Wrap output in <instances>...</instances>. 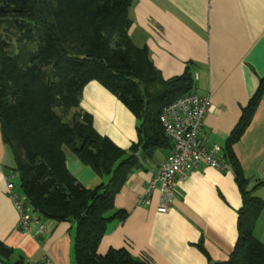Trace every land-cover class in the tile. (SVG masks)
<instances>
[{
    "label": "trees",
    "instance_id": "16d2710c",
    "mask_svg": "<svg viewBox=\"0 0 264 264\" xmlns=\"http://www.w3.org/2000/svg\"><path fill=\"white\" fill-rule=\"evenodd\" d=\"M133 0H0V25L15 37L18 52L0 40V135L8 145L21 192L29 213L53 222L73 221L75 264H153L135 257L126 248L98 245L113 220L128 213L115 209L114 199L128 176L140 168L138 149L150 156L170 140L160 123L164 108L193 92L188 67L164 79L146 46L138 47L129 36ZM34 50H28V44ZM95 80L115 95L135 116L137 142L118 147L93 125L92 115L81 110L84 86ZM264 78L242 108L226 141L223 158L234 174L242 205L237 211V240L224 261L213 262L199 240L195 246L206 264H264V243L254 235L264 199L254 194L233 153L248 126L260 97ZM63 147L107 180L85 187L66 165ZM11 249L0 241V263Z\"/></svg>",
    "mask_w": 264,
    "mask_h": 264
},
{
    "label": "crops",
    "instance_id": "0c3cea01",
    "mask_svg": "<svg viewBox=\"0 0 264 264\" xmlns=\"http://www.w3.org/2000/svg\"><path fill=\"white\" fill-rule=\"evenodd\" d=\"M128 31L138 47L146 46L154 66L164 79L189 68L193 92L207 95L211 108L202 120L198 139L223 150L241 110L264 78V0H133ZM80 108L92 115L98 133L118 147L137 142L135 116L99 82L89 81L81 94ZM170 144L147 156L138 149L140 168L133 171L116 194L115 209L128 213L113 220L97 252L126 248L135 257L153 264H206L195 244L203 241L213 262L224 261L237 240V211L241 196L231 170L200 163L175 184L174 199L166 212H158V191L140 201L152 175L169 153ZM68 170L85 187L107 179L82 163L63 147ZM233 153L250 184L264 181V93ZM15 168L13 154L0 135V241L11 249L7 264H75L73 221L45 219L46 231L36 236L17 225V215L5 189V177ZM264 199V184L254 190ZM254 235L264 243V210Z\"/></svg>",
    "mask_w": 264,
    "mask_h": 264
},
{
    "label": "built area",
    "instance_id": "2783aa9c",
    "mask_svg": "<svg viewBox=\"0 0 264 264\" xmlns=\"http://www.w3.org/2000/svg\"><path fill=\"white\" fill-rule=\"evenodd\" d=\"M210 108L209 96L197 92L180 96L164 108L160 115V123L171 141L170 151L152 175L140 201H148L152 192L157 190L156 210L166 212L173 202L176 182L184 180L200 163L221 171L228 169V165L217 156L221 148L216 144L206 146L198 139L203 117ZM17 177V171L10 170L5 177V189L16 212L18 228L29 232L32 225H35L34 234L36 236L43 234L47 228L45 218L37 213H29L23 195L15 186Z\"/></svg>",
    "mask_w": 264,
    "mask_h": 264
},
{
    "label": "rangeland",
    "instance_id": "374dc122",
    "mask_svg": "<svg viewBox=\"0 0 264 264\" xmlns=\"http://www.w3.org/2000/svg\"><path fill=\"white\" fill-rule=\"evenodd\" d=\"M6 26H7L6 24L0 25V40H4V41L8 42V44H10V50L12 51L13 54H15L16 52H18V44H17V41L15 40V37L10 36V34H12L11 32H13V30L7 31ZM27 46H28L29 51L34 50L33 44L30 43ZM16 181H17V179H15V182Z\"/></svg>",
    "mask_w": 264,
    "mask_h": 264
}]
</instances>
